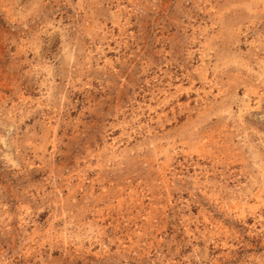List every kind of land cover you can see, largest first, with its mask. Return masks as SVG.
I'll list each match as a JSON object with an SVG mask.
<instances>
[{
    "label": "rangeland",
    "instance_id": "1",
    "mask_svg": "<svg viewBox=\"0 0 264 264\" xmlns=\"http://www.w3.org/2000/svg\"><path fill=\"white\" fill-rule=\"evenodd\" d=\"M0 264H264V0H0Z\"/></svg>",
    "mask_w": 264,
    "mask_h": 264
}]
</instances>
